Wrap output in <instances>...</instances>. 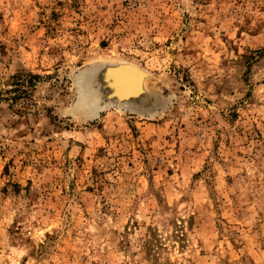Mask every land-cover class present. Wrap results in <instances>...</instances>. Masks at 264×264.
<instances>
[{"label":"rangeland","instance_id":"374dc122","mask_svg":"<svg viewBox=\"0 0 264 264\" xmlns=\"http://www.w3.org/2000/svg\"><path fill=\"white\" fill-rule=\"evenodd\" d=\"M0 264H264V0H0Z\"/></svg>","mask_w":264,"mask_h":264},{"label":"bare ground","instance_id":"6f19581e","mask_svg":"<svg viewBox=\"0 0 264 264\" xmlns=\"http://www.w3.org/2000/svg\"><path fill=\"white\" fill-rule=\"evenodd\" d=\"M95 76H98L97 79L100 78V80H95ZM140 77H142L141 73H135L123 67L114 68L112 70L98 68L88 75L87 83H89L91 91L96 89L97 86H104L108 89L106 90V94L112 92L120 96H128L139 91L142 84L146 89L145 84L142 82L143 79ZM88 80H94V82Z\"/></svg>","mask_w":264,"mask_h":264},{"label":"water","instance_id":"95a60500","mask_svg":"<svg viewBox=\"0 0 264 264\" xmlns=\"http://www.w3.org/2000/svg\"><path fill=\"white\" fill-rule=\"evenodd\" d=\"M118 67H123L124 69H129V71H134L135 73H141L140 78H142V82L145 84V79L147 78L146 75L136 66L133 65H127V64H123V65H117V66H113V67H107V70H112L114 68H118ZM95 71V70H94ZM93 71V72H94ZM92 73V72H91ZM98 76H95V80H100V78L97 79ZM140 80V79H139ZM91 82H94V80H89ZM146 86V85H145ZM146 90L144 85L142 84V87H140V90L130 94L128 96H120L118 94H114V93H107L105 94V104L101 106V108L104 107H108V106H112V105H117L121 108H125V109H130L133 111H136L142 115H152L154 113L155 110L148 112L150 110H152V106L147 104V100H143L142 96L146 93ZM148 113V114H147Z\"/></svg>","mask_w":264,"mask_h":264}]
</instances>
